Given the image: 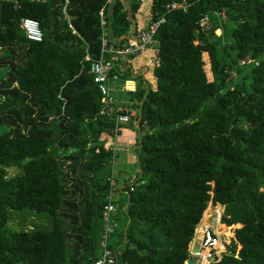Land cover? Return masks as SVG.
Listing matches in <instances>:
<instances>
[{
    "label": "trees",
    "instance_id": "trees-1",
    "mask_svg": "<svg viewBox=\"0 0 264 264\" xmlns=\"http://www.w3.org/2000/svg\"><path fill=\"white\" fill-rule=\"evenodd\" d=\"M174 1L187 11H168ZM142 4L0 0V264L96 263L103 171L113 174L109 144L123 130L137 137L139 175L111 239L119 263L186 264L212 202L225 207L222 225L241 227L211 264H264V0H153L150 23L165 18L153 78L137 77L138 113L118 131L87 55L100 59L105 37L133 44ZM24 18L40 22L42 42L27 39ZM131 58L106 55L124 80ZM22 210L49 226L9 227Z\"/></svg>",
    "mask_w": 264,
    "mask_h": 264
},
{
    "label": "built area",
    "instance_id": "built-area-1",
    "mask_svg": "<svg viewBox=\"0 0 264 264\" xmlns=\"http://www.w3.org/2000/svg\"><path fill=\"white\" fill-rule=\"evenodd\" d=\"M110 1L111 0H109V2ZM166 9L168 11L179 9H184L187 11V6L183 3L174 1L168 4ZM164 22L165 18L151 22L148 28L138 32L136 38L133 40V44L127 47L114 45L110 43L108 38L105 37L103 39L101 58L98 60H93L90 55H87V60L92 61L90 72L94 77L96 85L103 95L105 108L102 111V114H105L107 109L113 104L110 84L112 81L119 79L118 74H112L113 64L110 61H106V55L113 54L130 58L146 51L150 47H153L157 44L155 35ZM207 22L208 18L202 23V25H206ZM102 23L103 25L106 24L105 21ZM21 29L25 33L27 39L30 41L42 42L44 39V33L38 20L32 18L22 19ZM131 115L132 114L124 113L122 110L118 111V115L116 117L118 131H120V125L127 124L130 121ZM114 163L116 164V162ZM113 174L109 177L110 187L105 198L106 204L102 216L103 233L100 242L101 256L95 264H121L118 262L115 251L111 248V239L112 235L120 226L118 220L120 201L128 196L129 191L125 188L127 184H122L120 181L116 180ZM137 184L138 183L135 181L128 184L130 186L131 192L135 190ZM210 205L212 207V202ZM215 212L216 214H213L209 218V224H205L204 221L206 219L203 218L198 229L196 230L194 241L197 240L198 250L196 251L194 248H190L191 257L189 260H187L186 264H189L190 260H194V264H211L221 260L223 255L227 252L230 243H228L227 240H222V232L216 229L213 225V222L215 221L217 224H221L224 212L220 213L218 210ZM200 231L202 232L201 237L199 235Z\"/></svg>",
    "mask_w": 264,
    "mask_h": 264
},
{
    "label": "crops",
    "instance_id": "crops-1",
    "mask_svg": "<svg viewBox=\"0 0 264 264\" xmlns=\"http://www.w3.org/2000/svg\"><path fill=\"white\" fill-rule=\"evenodd\" d=\"M149 2V13L144 14L141 12L142 6ZM153 0H143V4L137 15V28H136V38L139 31L146 29L150 23L151 19V9H152ZM133 39V40H134ZM155 47H150L146 51L138 54L137 56L132 57L130 60H123L121 66L124 69H131L132 73L127 79L120 78L118 80H114L111 82V98L113 100V104L110 108L107 109L104 115H118V111L122 110L127 114H132L131 117L136 116L138 111L133 109V101L131 100V92H135L138 90L140 86V82L137 77L142 75L147 77L148 79L153 78V69L155 64ZM124 63V65H123ZM117 124V123H116ZM125 125V124H124ZM124 132L121 134H117L114 132L113 141L110 142L109 146L114 149L117 153V162L114 166L113 175L117 180V177L120 178V182L122 184H130L136 181L139 175V169L137 168V158L134 153V148L137 142V137L131 130H123ZM134 134V135H133ZM135 136V139L129 141V136ZM132 142V143H131ZM134 142V143H133ZM128 153L127 157L124 158V154ZM124 158V159H123ZM123 162V164H122ZM122 164V165H120ZM130 166L134 167L132 171H130ZM112 175V174H111ZM110 175V176H111ZM119 181V180H118ZM209 221V219H208ZM197 247V240L193 241L190 245V248Z\"/></svg>",
    "mask_w": 264,
    "mask_h": 264
},
{
    "label": "rangeland",
    "instance_id": "rangeland-1",
    "mask_svg": "<svg viewBox=\"0 0 264 264\" xmlns=\"http://www.w3.org/2000/svg\"><path fill=\"white\" fill-rule=\"evenodd\" d=\"M217 35H220L218 33V31L216 32ZM134 135V134H133ZM132 139H135V136H133ZM134 143V142H133ZM128 153L125 152L124 154V158L127 157ZM123 158V159H124ZM117 162V160H116ZM123 164V162H122ZM120 164V165H122ZM116 165V164H115ZM134 167H131L130 166V171L133 170ZM17 174V171L16 170H10L9 171V175L10 176H13ZM111 174V171H110V168L109 167H106L103 171V178H104V181L105 179L110 176ZM117 180L120 181V178L117 177ZM213 204V203H212ZM223 210V212H225V207L222 205L220 206L219 204L217 205H209L208 209L205 211V214H204V218L206 219L204 221L205 224H209V221L208 219L210 217H207L209 216V214H216L215 211L217 210ZM120 213V212H118ZM46 214H39L37 212H34L32 210H22V211H15L13 212L12 214V218L10 220V222L8 223V226L13 228V229H22L23 227H25L26 229H32V228H47V226H49V222L47 221V218H46ZM224 216V215H223ZM210 220V219H209ZM213 225L216 229L220 230L222 229V233H221V237H222V240H227L228 243H230L229 245L232 244V241L235 239V230L237 228H240L241 226L240 225H232V226H224L222 224H217V222H213ZM225 228H223V227ZM198 232V231H197ZM200 237H201V231H200ZM233 245V244H232ZM229 248V246H228ZM238 249H240V246L238 247Z\"/></svg>",
    "mask_w": 264,
    "mask_h": 264
},
{
    "label": "water",
    "instance_id": "water-1",
    "mask_svg": "<svg viewBox=\"0 0 264 264\" xmlns=\"http://www.w3.org/2000/svg\"><path fill=\"white\" fill-rule=\"evenodd\" d=\"M209 223H210V221H209ZM195 250L197 251V250H198V247H196ZM194 263H195L194 260H190V261H189V264H194Z\"/></svg>",
    "mask_w": 264,
    "mask_h": 264
},
{
    "label": "bare ground",
    "instance_id": "bare-ground-1",
    "mask_svg": "<svg viewBox=\"0 0 264 264\" xmlns=\"http://www.w3.org/2000/svg\"><path fill=\"white\" fill-rule=\"evenodd\" d=\"M201 235H202V232H201Z\"/></svg>",
    "mask_w": 264,
    "mask_h": 264
}]
</instances>
